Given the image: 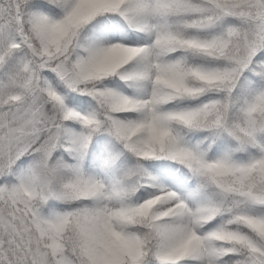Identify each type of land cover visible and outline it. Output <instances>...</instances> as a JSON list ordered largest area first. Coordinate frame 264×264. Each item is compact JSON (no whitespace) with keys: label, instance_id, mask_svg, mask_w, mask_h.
<instances>
[{"label":"snow or ice","instance_id":"snow-or-ice-1","mask_svg":"<svg viewBox=\"0 0 264 264\" xmlns=\"http://www.w3.org/2000/svg\"><path fill=\"white\" fill-rule=\"evenodd\" d=\"M0 264H264V0H0Z\"/></svg>","mask_w":264,"mask_h":264}]
</instances>
